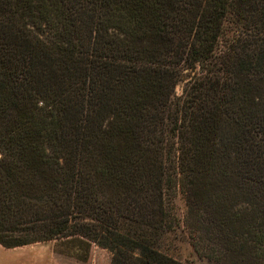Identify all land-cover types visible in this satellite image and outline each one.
<instances>
[{"label": "trees", "instance_id": "trees-1", "mask_svg": "<svg viewBox=\"0 0 264 264\" xmlns=\"http://www.w3.org/2000/svg\"><path fill=\"white\" fill-rule=\"evenodd\" d=\"M177 189L202 258L264 264V0H0V247L185 264Z\"/></svg>", "mask_w": 264, "mask_h": 264}, {"label": "rangeland", "instance_id": "rangeland-1", "mask_svg": "<svg viewBox=\"0 0 264 264\" xmlns=\"http://www.w3.org/2000/svg\"><path fill=\"white\" fill-rule=\"evenodd\" d=\"M225 30L226 36L231 37L233 29L229 23H225ZM188 76V73L184 71L180 82L175 87V98H179ZM170 200L172 211L181 225L178 224V220L177 224L170 220L169 230L156 240L158 251L185 264H215L201 257V245L193 236L194 228H191V222L186 221L187 209L184 195L177 189ZM75 253L70 245L64 246L62 242L56 241L11 249L0 247V264H109L111 257L107 250L97 246H91L85 262L78 261Z\"/></svg>", "mask_w": 264, "mask_h": 264}]
</instances>
